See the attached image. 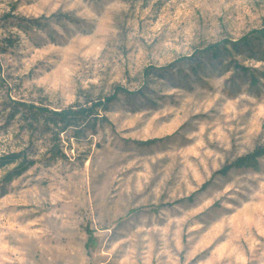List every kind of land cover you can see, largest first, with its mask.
<instances>
[{"label":"rangeland","instance_id":"374dc122","mask_svg":"<svg viewBox=\"0 0 264 264\" xmlns=\"http://www.w3.org/2000/svg\"><path fill=\"white\" fill-rule=\"evenodd\" d=\"M263 35L264 0H0V264H264V158L217 174L264 142ZM116 87L57 139L17 105Z\"/></svg>","mask_w":264,"mask_h":264},{"label":"trees","instance_id":"16d2710c","mask_svg":"<svg viewBox=\"0 0 264 264\" xmlns=\"http://www.w3.org/2000/svg\"><path fill=\"white\" fill-rule=\"evenodd\" d=\"M252 40H247V38L244 37L243 39H241L240 43L233 42L232 44H229L228 42H225L221 44V49L218 46H211L206 51H210L211 57L213 59H217L222 55L221 52L223 50L226 51L227 45H231L233 50H237L238 45H243L246 47ZM148 74L149 72L146 73V75ZM121 92H123L122 88L116 87L111 95L99 99L97 102H87L84 105H75L61 111H50L46 108L34 106L33 104L17 105L18 108L24 110L25 112L21 116L23 120H26L27 116L33 117L34 120L32 122H29L30 131H33L39 124H41L45 132L50 133L54 139H57L61 133L65 132L67 129L70 128H73L75 131L74 133L78 135V133L82 131L84 124L87 125L86 122L91 119H97L95 117L97 111L101 110L106 112L109 105L117 98V96L121 94ZM33 123L35 125V128H33L32 126ZM19 157L20 156L18 154H9L7 156L2 157L0 160V168L4 167L5 165L15 163L19 159ZM261 158H264V142L256 146L254 150L249 154L238 158L232 164L223 166L222 169L217 172V174L225 176L234 168L249 167L255 165L257 161ZM27 167L28 164L24 165L22 162L19 168H15L6 176V180L9 181L13 177L20 175V173L24 171Z\"/></svg>","mask_w":264,"mask_h":264}]
</instances>
